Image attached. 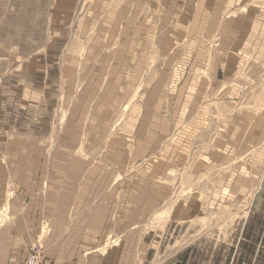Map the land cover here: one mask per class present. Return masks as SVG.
Instances as JSON below:
<instances>
[{"label": "rangeland", "instance_id": "374dc122", "mask_svg": "<svg viewBox=\"0 0 264 264\" xmlns=\"http://www.w3.org/2000/svg\"><path fill=\"white\" fill-rule=\"evenodd\" d=\"M10 154L30 176L9 197L61 176L64 197L73 184L95 199L31 222L28 255L264 264V0H0L6 170Z\"/></svg>", "mask_w": 264, "mask_h": 264}, {"label": "crops", "instance_id": "0c3cea01", "mask_svg": "<svg viewBox=\"0 0 264 264\" xmlns=\"http://www.w3.org/2000/svg\"><path fill=\"white\" fill-rule=\"evenodd\" d=\"M143 33V30L139 27L136 29L135 32V39L131 43L132 46L139 44L140 36ZM170 40V39H169ZM143 46V45H142ZM140 49L146 50V48L141 47ZM119 66L117 67V72L125 71V68L128 66H131L132 61L126 62L123 60H118ZM142 61V60H141ZM144 62V61H143ZM124 68V69H123ZM114 73L116 75V79L122 77L121 74ZM115 79V80H116ZM114 80V79H112ZM187 87V86H186ZM189 87H187L188 90ZM162 93V87L160 86V82L156 83V86L152 87L151 96L154 92ZM185 91V90H184ZM188 92V91H187ZM198 91H195V93H198ZM188 98V97H187ZM191 98V97H189ZM142 111L141 108L138 109V111ZM151 111V110H150ZM190 109L186 110V113L189 112ZM144 114V111H142ZM141 112V113H142ZM183 112V114H186ZM149 115H152V112H148ZM149 119L147 116H144L143 122H142V129L145 130L149 125ZM152 122V123H151ZM151 126L153 125V120L151 118ZM133 124V123H131ZM137 128V127H136ZM8 145L14 147L15 142L11 140V142H8ZM20 159V158H19ZM22 160L16 161V156L14 154H10L8 156L7 162L10 164L9 169L6 170L5 167H3L0 164V264H21L25 261L27 258L29 248L31 245V222H42L43 220H50V222H65L63 219V211H64V205L65 204H78L82 205L85 204L88 200V203L92 204L95 202V199L93 197L89 198V190L90 188H87L86 191L80 192L79 189H76L77 192H75V187L71 185L72 189L71 192L67 193L61 192V186L62 182L60 179L61 176L54 177L55 180L49 183L48 188L46 190L42 191L41 186L37 189L35 196L33 197L32 201H30V190L24 188V186H21L22 184H19L18 189H16L14 196L11 197L8 196V188H7V180L8 179H25L30 176L29 167L25 166H16V162H24ZM30 161V160H29ZM23 168H26L25 170ZM77 172L72 174L73 178H77ZM90 175V173L88 174ZM71 177V178H72ZM110 184L107 183L106 188L109 187ZM87 186L82 189V191ZM45 189V187H44ZM86 192V193H85ZM91 193V190H90ZM86 194V195H85ZM81 195V196H80ZM84 195L86 197H84ZM89 199H88V198ZM102 199L99 200L98 206L95 207L94 210H99L102 212L109 211L111 203L110 199V193L108 191H105L102 193ZM65 203V204H64ZM102 215V214H101ZM100 215V216H101ZM106 218L95 220L94 218L90 220V222H106ZM88 242V241H87ZM95 240H90L88 243H93ZM81 250L85 253L95 250L94 248H83L81 247ZM50 261H52L49 257L46 258ZM121 264V263H118Z\"/></svg>", "mask_w": 264, "mask_h": 264}, {"label": "built area", "instance_id": "2783aa9c", "mask_svg": "<svg viewBox=\"0 0 264 264\" xmlns=\"http://www.w3.org/2000/svg\"><path fill=\"white\" fill-rule=\"evenodd\" d=\"M21 264H54V263L44 258L42 252L34 248L32 251H30L25 261Z\"/></svg>", "mask_w": 264, "mask_h": 264}]
</instances>
